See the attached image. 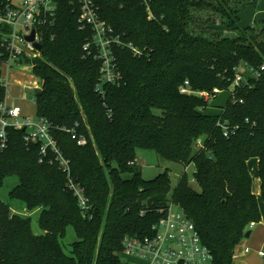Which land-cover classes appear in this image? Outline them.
Here are the masks:
<instances>
[{
	"label": "trees",
	"instance_id": "obj_1",
	"mask_svg": "<svg viewBox=\"0 0 264 264\" xmlns=\"http://www.w3.org/2000/svg\"><path fill=\"white\" fill-rule=\"evenodd\" d=\"M229 1L96 0L100 18L144 52L116 47L119 79L100 84L101 63L83 51L91 32L79 26L75 0H57L55 26L45 30L34 62L42 82L36 112L54 126L90 210L79 206L66 173L40 164L38 148L27 150L22 133H11L9 148L0 151V189L17 177L9 197L40 210L45 234L36 236L31 218L0 198V264H131L121 261L124 239L150 236L171 203L194 223L215 264H234L246 234L262 220L249 163L258 159L264 201V78L237 89L236 102L228 100L218 115L206 113L202 98L180 92L186 81L193 91H226L237 66L264 63V22L259 32L240 29L244 4ZM195 10L220 15L219 24L237 34L197 32ZM220 118L240 129L224 137ZM64 129H75L86 144ZM142 149L185 167L174 189L169 170L143 178ZM70 227L77 240L67 253L62 240Z\"/></svg>",
	"mask_w": 264,
	"mask_h": 264
},
{
	"label": "built area",
	"instance_id": "obj_2",
	"mask_svg": "<svg viewBox=\"0 0 264 264\" xmlns=\"http://www.w3.org/2000/svg\"><path fill=\"white\" fill-rule=\"evenodd\" d=\"M148 4V0H142ZM78 8V24L83 30H90L91 37L84 45L83 51L89 56L94 54L101 63L100 84H114L119 79L117 73V58L114 49L126 48L134 56H142L144 52L131 42H123L114 29L99 16L96 0H75ZM57 18V0H0V151L9 148L11 133L21 132L27 150L37 147L39 163L55 165L68 175V186L78 199L79 206L87 213L90 202L80 185L71 176L70 161L64 156L53 131L52 123L41 119L37 112L30 116L17 103L21 98L11 92L13 82L25 86L17 79L18 74L36 75L34 62L40 57L43 49L45 30L53 28ZM34 33V40L29 37ZM37 45H41L39 50ZM33 67L30 73L24 67ZM264 78V63L251 66L248 63L235 68V78L228 90L234 102L236 90L239 88L252 89L253 82ZM42 82L27 87L25 93L32 96L31 102L36 106V93L41 90ZM98 92H103L98 86ZM183 94L194 95L209 103L220 95L223 90L214 88L213 91H193L189 81L180 87ZM25 95V94H24ZM242 103V101H241ZM217 127L221 128L224 137L235 135L239 125H232L228 120L220 118ZM78 145L86 144V139L77 134L75 129L67 130ZM193 175V174H192ZM196 184L193 176L189 179ZM166 215L153 227L152 234L145 238L126 237L124 239V255L135 259L132 264H215L214 256L201 240L194 223L186 213L170 204ZM246 254L250 248H245ZM259 255L264 257V252Z\"/></svg>",
	"mask_w": 264,
	"mask_h": 264
},
{
	"label": "rangeland",
	"instance_id": "obj_3",
	"mask_svg": "<svg viewBox=\"0 0 264 264\" xmlns=\"http://www.w3.org/2000/svg\"><path fill=\"white\" fill-rule=\"evenodd\" d=\"M230 5L233 7H240V5L244 4L243 11L241 13V23H240V29H248L250 27L255 28L257 32H259L263 27V21H264V0H230ZM256 2V4H255ZM193 14L198 17V23L196 26H194L195 30L197 32H208V34H220L223 36H233L235 33L237 34V31H230L228 28L221 26L219 23L222 22V18L220 15L214 14L212 11H192ZM212 19L215 23L214 25H211ZM210 21V22H209ZM212 26V27H211ZM264 38V35L262 36ZM17 79L21 82L25 88L20 86L17 82H13L11 85V92L15 95L26 98V99H18L17 103L22 107L24 112L30 116H33L36 113V106L31 102L32 96H27L25 93V89L31 85L40 84L41 79L37 75H23L18 74ZM25 94V95H24ZM229 91H223L220 95H218L215 99L211 100L208 105V111H206L207 114H213L218 115L222 112V109L226 106L227 101L230 97ZM140 169L142 171L143 178L146 180H152L155 177H157L159 174L163 173L165 170H169L171 181H172V189H174L179 180L180 177L185 172V167L179 163H173L168 162L166 160H163L161 157H159L154 151L151 150H138L137 154ZM255 166V173H251L254 186L255 184L258 186V200L261 205V210L264 212V201L261 196V190H260V180H259V171H258V164L256 163V160H252L250 163V170L251 167ZM193 169V165L189 166L187 168L188 177L191 178L194 175V172L191 174ZM251 172V171H250ZM129 178V176H126ZM256 181V182H255ZM18 178L12 177L8 179L5 183V185L0 189V198L8 203L13 211H18L20 215L31 218V225H32V231L36 236L44 235L45 232L41 228L40 225V210H33L29 211L23 203L17 200H12L9 197V193L12 191L15 186L18 185ZM193 188L197 189V185H194L190 182ZM257 195V194H256ZM264 221V219H263ZM257 227L256 229H259ZM262 236V235H261ZM77 240V236L74 232V230L70 227L67 230V236L65 239L62 240V243L64 244V250L68 253L69 246L71 243L75 242ZM247 240V239H246ZM249 241V240H247ZM67 247H66V246ZM248 245V244H247ZM249 246V245H248ZM250 247V246H249ZM252 252H254V248L250 247ZM121 261L123 263H135V259L128 257L127 255H124L123 253L120 255ZM239 259V258H238ZM237 259V262L239 260Z\"/></svg>",
	"mask_w": 264,
	"mask_h": 264
},
{
	"label": "crops",
	"instance_id": "obj_4",
	"mask_svg": "<svg viewBox=\"0 0 264 264\" xmlns=\"http://www.w3.org/2000/svg\"><path fill=\"white\" fill-rule=\"evenodd\" d=\"M255 4H256V2H255ZM240 19H241V14H240ZM240 23H239V27H240ZM254 160H256V163L258 164V159H254ZM251 161H250V163H251ZM250 163H249V165H250ZM191 170H192L191 174L193 172H195L194 166H193V169L191 168ZM250 171H251V173H255V171H256L255 166H252ZM259 180H260V178H259ZM253 189H254V193L257 194V196H258V186L256 184L254 186V183H253ZM260 190H261V182H260ZM261 209L262 208L260 205V210ZM261 215H262L261 222L259 224H257L256 226H254L249 231L250 236L247 239L249 241H247L245 238V240L242 242L240 248L238 249L237 254L235 256L234 264H264V257H261L259 255L260 252H262V251L264 252V221H263L264 212H263V210H261ZM259 226H260V228L256 229ZM247 244L250 247H253L255 249L254 252H252L251 248ZM245 248H250L251 252L246 254L244 252ZM237 259L239 260V262H237Z\"/></svg>",
	"mask_w": 264,
	"mask_h": 264
},
{
	"label": "water",
	"instance_id": "obj_5",
	"mask_svg": "<svg viewBox=\"0 0 264 264\" xmlns=\"http://www.w3.org/2000/svg\"><path fill=\"white\" fill-rule=\"evenodd\" d=\"M29 40H30V41H33V40H34V33L32 34L31 37H29ZM37 48H38L39 50H41V49H42V46H41V45H37ZM23 70H26V71L32 73V72H33V67H31V66H29V67H24ZM40 92H41V90H37L36 92H34V91H30V94H31V95H33V94H35V93H36V94H39ZM249 236H250V233L248 232V233L246 234L245 238L248 239Z\"/></svg>",
	"mask_w": 264,
	"mask_h": 264
}]
</instances>
